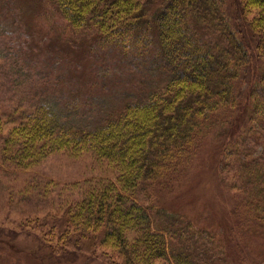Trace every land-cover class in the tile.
I'll list each match as a JSON object with an SVG mask.
<instances>
[{
    "label": "rangeland",
    "instance_id": "obj_1",
    "mask_svg": "<svg viewBox=\"0 0 264 264\" xmlns=\"http://www.w3.org/2000/svg\"><path fill=\"white\" fill-rule=\"evenodd\" d=\"M241 1L227 0V8L237 28L245 30L253 57L246 81L256 84L262 59ZM168 77L153 50L116 46L91 27L73 28L47 0H0V117L5 122L0 130V264H116L97 237L79 241L72 234L64 246L55 235L46 236L66 230L71 202L89 187L118 181L121 171L95 153L68 150L24 169L4 156L3 144L10 129L41 104L55 109L65 124L95 128L128 102L145 99ZM262 86L257 90L264 101ZM238 89L248 92L249 84L242 79ZM216 128L174 187L147 181L136 197L169 234L174 250L212 264H264V224L247 233L236 230L234 212L242 195L234 170L230 174L223 161L224 142L252 157L264 156V129L246 117Z\"/></svg>",
    "mask_w": 264,
    "mask_h": 264
},
{
    "label": "trees",
    "instance_id": "obj_2",
    "mask_svg": "<svg viewBox=\"0 0 264 264\" xmlns=\"http://www.w3.org/2000/svg\"><path fill=\"white\" fill-rule=\"evenodd\" d=\"M47 1L73 28L91 27L116 46L153 50L170 78L95 128L65 124L55 109L41 104L10 129L3 154L17 167L26 169L52 152L68 150L95 153L121 171L118 181L89 187L71 202L66 230L46 237L56 236L64 246L72 234L79 241L97 237L116 264H212L174 250L169 234L136 195L147 181L174 187L216 127L246 117L264 129V101L257 90L260 82L264 88V0L241 1L262 59L256 84L246 81L252 50L227 0ZM242 79L248 92L238 89ZM3 125L0 117V130ZM223 159L242 195L235 228L247 233L264 224V156L252 157L224 142Z\"/></svg>",
    "mask_w": 264,
    "mask_h": 264
}]
</instances>
